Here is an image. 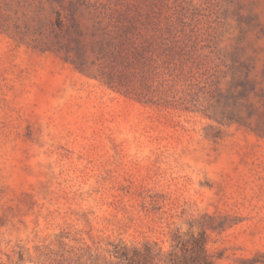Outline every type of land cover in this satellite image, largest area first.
Wrapping results in <instances>:
<instances>
[{
	"label": "rangeland",
	"instance_id": "rangeland-1",
	"mask_svg": "<svg viewBox=\"0 0 264 264\" xmlns=\"http://www.w3.org/2000/svg\"><path fill=\"white\" fill-rule=\"evenodd\" d=\"M145 246L264 264V0H0V264Z\"/></svg>",
	"mask_w": 264,
	"mask_h": 264
},
{
	"label": "trees",
	"instance_id": "trees-1",
	"mask_svg": "<svg viewBox=\"0 0 264 264\" xmlns=\"http://www.w3.org/2000/svg\"><path fill=\"white\" fill-rule=\"evenodd\" d=\"M200 250L199 253L203 250V244H200L198 247ZM152 249L150 246H145L143 251L134 250L132 254L128 251L118 252L116 250L115 257L117 258V264H156L152 258ZM173 254V252L169 253V255ZM199 256L195 257L193 260L197 262H203L204 264H211L210 262L206 261L205 258H201Z\"/></svg>",
	"mask_w": 264,
	"mask_h": 264
}]
</instances>
